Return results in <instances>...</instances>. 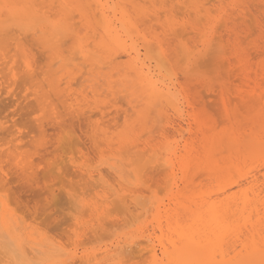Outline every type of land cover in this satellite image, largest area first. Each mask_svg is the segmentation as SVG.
Here are the masks:
<instances>
[{"label":"bare ground","instance_id":"bare-ground-1","mask_svg":"<svg viewBox=\"0 0 264 264\" xmlns=\"http://www.w3.org/2000/svg\"><path fill=\"white\" fill-rule=\"evenodd\" d=\"M38 1L39 0H1V3L4 4L5 10L3 13L0 12V43H1L0 50L2 49L1 51L4 52V53L2 52V55L4 54L3 55L4 58H5V56L8 58H10L9 56H11V58H12V55L10 54L11 53L10 51L12 50L11 48L12 47L14 48V44L19 45L21 43L20 42L21 39H19L20 40L19 41V40H17L18 38H16L17 37L16 34L18 33L16 31V28L13 32L12 28H11L12 30H8L9 28L4 27L5 20L7 22L8 21L10 22V20H14L17 22H27L28 21L30 26L33 27V22L40 21V19H42V18H40L39 14H37V15L35 14L36 12L33 9L34 6L38 5L37 3H39L40 5L43 4V5H41L42 9L43 8L47 9L46 3L49 4V7L47 9L48 11L52 7L56 9L58 7V5H56V3H59L61 6L60 9L62 8V10L64 12L62 20L60 19V21L56 22V23H50L49 21H48V23H46L47 22L46 20H48V18H47L45 20L46 22L44 21V23H43V19H42L41 20L42 22L40 21L41 23L36 24L34 26V27H37L36 29L34 27L32 28L34 30V32L40 31V33L43 34V36H46V38L52 37V39L50 41V42H52V44L49 43V39L47 40V43H49L48 48H50V46L52 45L51 46L52 48H50L48 50H47L48 44L45 43L46 40L45 39H41V40L39 39L41 42H43L42 46L44 45V43H45L44 46H46V47L43 46L44 50L42 49V47H41V49L43 51L47 50L50 52V54H47L48 56L51 55L49 57V59L53 58V60L51 59L53 62L64 60L65 57L59 51L62 49V52H63L64 46H63V48L61 47L65 43V42L63 43V41H65V39L70 40V41H67L66 44H68V42L71 43L73 41L77 45L75 48V54L78 53L79 55H81V57L84 59V60H82L83 63L85 62L84 64L86 66L90 65V67H92L93 77H91V78H90V76L88 77L90 80V82H88V83L91 84L90 85L91 91L94 92V94H95L94 96H97V97L100 96L101 97V94H102L104 97V95L107 94V93H105L106 90L103 91L106 85L108 86V88H105V89H109L110 93L113 96H116V94L118 95V92L121 93V91H118V89L116 90L115 86L120 85L119 87H122V92L127 91V92L131 93V96H128V97L133 98L131 101H133L134 103L136 101V102H138L137 104L142 103V106L147 108V109L142 110V111H137L138 105L134 106L133 107L134 112L137 113L139 117H138V119L133 121V116H130L129 115L130 113L128 114L129 110L124 113L123 112L124 110L123 111L121 110L122 108L121 109L117 108L116 110L114 109L115 112H113V111L109 112L108 104H106L104 101H101L100 99L95 98V100H92L90 102L88 101V103H86L85 102L86 99L85 100L84 99L79 100L78 97H75V95L72 92V90L74 91V89L71 86V84H73L74 80L71 78L70 73L69 74L67 73L68 71L66 73L69 76H66L65 75L66 73H64L63 75L60 74V76H59V70L56 71L55 68H53L54 70L51 68L53 71L52 70H46V72H48V71L49 72L44 73V74L42 72L44 77L46 76L43 79V81H42V79L40 80L42 75L40 77L39 72L38 73L36 72V71H38V68L36 70L35 69L36 67L33 68L32 65H30V64L26 65V67H25L26 69L24 68L25 69L24 73H23V70L19 71L21 73H18V74L23 73V75L18 76L17 71H16V73H12V75L14 74L13 75V77L15 78L14 81L22 83V86H24V85L25 86H31L33 89L32 96H34V99L32 98L31 95L30 96L28 95L30 98H32L34 100L31 103L32 111H29V117H31V119L29 120V118H26L25 120H27V119L29 120V124L27 126L29 128V133H35V134L37 133L38 137H40V139H41V141H40L37 139V137L35 138L36 140H38L37 143H38L40 153L35 152V150L37 149L36 143H34V145H35L34 151L32 152L31 151L32 149L30 151L34 155H36L37 153H39L38 155L41 154V158L40 157L39 158L41 159L42 162L40 164L34 166L32 161L29 162V159L30 158H32V159L36 158V156L34 157V155H33V157H32V155H31V157H29V155L31 153L28 151V157H29L28 158L27 156H25V155H27V152H25V153L21 152V151L29 150V147H28V149L26 148V150H23L25 148H23L21 150L20 144H19V147H18V145L17 146L15 145V143H17V142L21 143V142H23V140H24V143H25V141H28V140H26L27 138H25V136H28L29 133H28V135L27 134L23 135V133L18 132L19 133L18 134L15 131H13L12 128L7 127V126H0L1 137H3V139L7 136L10 137L11 143L14 145V147L12 146L13 149L16 147L19 148L21 150L20 151L21 153L19 152V154H18L15 152H11L14 150L10 151V149H9L10 153H8V149L6 152H3V153L4 154L8 153V154H6L5 158H8L9 162H11V160L14 162L17 160V162H18L17 166L19 168L18 167L17 168H18V170L20 169V171H21L19 178H20V181L23 183L22 187L24 188V189L22 188L20 190L26 191V193L31 198L38 199V202L41 203L40 206H43V204H44L43 207L39 208V210L43 212V215L40 213L42 217L44 216L43 219H45V216H46V218L49 220V218L52 217V215L49 212H51L54 209V207H57L59 205L61 206V202H64V198H68V201L73 200V198L75 196V194H74L75 192L73 190V187L70 188V187H67V185L76 187V185H80V184H77L76 183L77 181L76 182L74 181L76 185L66 184V182H68V179H66L67 180L66 181L65 178H67L66 176H68L71 172H74V174H79L82 178L87 180V183L89 186L91 185V186L97 187L99 185H104L106 183V182H104L105 177L103 174L104 172L102 171L103 169H101V170L95 169L94 170V169H91L92 167L91 168L86 167L87 165L85 166V164L84 165H77L78 164L77 163L78 158L76 156L78 154H81L80 152H81V150H83L81 147L82 146L84 147L85 144H89L92 147H94L95 150H99L100 152H102V153L98 152V154H103V151H101L100 148L104 147V145H105L104 141L105 140L102 141V142H104V145H101L102 143H100L101 142L100 137L104 136L105 138L108 139V137L106 136L107 131L100 128L99 127L100 124L97 125L98 123L97 124L94 123V121H93L94 116H96L97 114H100L101 115L100 118L103 117L105 119L106 117H109L112 119L111 120L112 122L121 121V122H119V124H120V123H122V120H119V119H121L120 112L122 111L123 114L126 115L125 117L128 118L127 119L128 129H133V128L135 129V125L137 126V124H141V127L144 128L146 125V123H145L146 119H148L149 117H154V116H150V115L157 108L158 105L166 104V105L172 106L174 108H179L181 105L179 102V99H178L179 94H183V92L185 93V91H188V89H191L190 86L192 85L193 82H203L206 78L205 74H208V75L216 74L220 77V79L224 80V87H227L230 84H234L235 82H239V85H240L239 88H241V89L246 88V90L251 89V91L239 92L237 97H236L237 100L239 99L240 103L242 105H244L245 108H248V109L253 108V109H257V110L259 109V111L262 112V117L260 115L257 116L261 120L259 122L258 121L253 122L252 128L249 131L247 130L248 132H246L242 128H236L237 133H234L236 135L233 134L231 137H228L229 143L227 144L228 146L225 148V150L221 149L223 147V144H221L223 139H221L217 135L216 136H210V137L205 135L203 138V142H201L202 146H203L202 147L203 152L201 150V152L198 155H195L193 152H191L190 154L185 153L184 155H181L179 157L178 156V148H176L171 153H167V155H169V156H175L176 162H174L172 157H171V159L169 158V159L164 160V157H162V155L164 153L161 155V151H160L163 148L157 150L156 146H154L152 144V142H154V141L144 142L142 145L140 143L141 140L138 139V136L135 138L133 135L123 136V137H121L122 142L120 144H121V146H124L123 149L126 150L122 154L123 155L122 161L125 164H131V162H134L135 160H137L138 162H143L145 155L149 151L154 152L155 159L153 157L151 160L144 162V163H142L141 166L137 167L136 172L138 173V177H137L138 183L135 185H130V184L126 183L125 180H123L121 178V176H118V172L116 171L117 165L111 164L109 168H106V169L104 168V169L106 170L105 172H108L107 169H109L111 172L110 173L108 172V173L109 174L112 173L111 174L112 176L115 174V176L112 177V182L117 180L118 183L121 184L122 187L127 186L126 192L128 193L127 195H129V196H131V195L135 194L136 192H138L139 190H141V187L142 186L145 187V185L147 183H150V185H152L151 183L154 182L153 185H155L157 183L156 180L158 178L160 180L163 179V178H160L162 176H165V178L171 177V178H169L170 180L175 179V181H177L176 180L177 171H179L181 174V177L179 178L180 182L182 184H184L185 188H187V189L189 187H191L192 185L196 184L197 180H199V178H201L203 176L208 177V179L210 181L217 182L218 188H219L217 195L219 197L220 196L224 197L223 203H226L225 207H227V208H226V210H223V214L221 216L214 215L212 221L214 222V224L216 226H218L219 223H221L222 221H225L227 224H231L234 226V234H235L234 244H235L236 248H235V256L231 260H226L225 257H223V255H222V260L220 262H211V264H264V171H263V169H259L256 173H253V172H248L245 174L243 173V170H244L243 166L247 165L248 161L250 162V164H254L255 162H259V161H264V63H262V62H256L255 63V58H254L255 56L252 55V53H250L251 50H248L247 48H245L243 46V44L238 42V43L231 45V43H229L228 39H231L232 36L234 34H236V30L232 27L229 28V26H225V23L224 24H219V23L215 24L214 23V20L212 19V16H211L212 9L210 11V9L207 8V4L211 0H175L178 2L179 8L182 9V10L179 9L177 11H179V12L182 11V13H183V10H185L184 13H187L189 16H191L189 18H192L193 22L190 21V22H186V23H179V22L175 21L173 19V16H177V14L174 13V8L176 6H174V5H173L174 7L170 6L172 0L169 1L170 4L166 2L168 0H163L164 3L166 2L165 3L166 8L171 9L170 13L172 12V9H173V14H175L173 16L169 15L170 17L172 16L171 17L172 19L169 18V16H168V20L171 19L170 21H168L170 23L169 24L170 29H168L167 26L165 27L168 29L167 32L172 36V38L169 35H166V37L167 36H168V38L170 37L169 40L170 39L174 40L172 42L174 44V48H173L174 49V55L173 54L170 55V53L168 54L167 50L169 48L166 49L163 45L166 41L164 43H162L159 38L151 36V31H153V30L148 32V30H150L152 28L154 29V26L157 25V22L160 20V18H159V13H156V9L153 6L150 8V5L147 6L145 4L146 0L145 1L143 0L144 4L147 6L146 11L143 9V7H140L141 4H139V3H143V2H139L140 0L139 1L138 0H113V1L112 0H63V1L42 0L41 3ZM148 1H151V0H148ZM163 1L161 0V2H158L159 8H160V4L163 3ZM154 3H156V1H154ZM44 4L46 7L44 6ZM53 5H56V6L54 7ZM158 5H156V6H158ZM224 5H225V3H224ZM37 8H39V7L37 6ZM130 8L132 9V11H130ZM152 8L155 9L154 10L155 12L151 10ZM55 9H54V11H55ZM148 9H149V11H148ZM41 10H40V12H41ZM47 10L45 11V15L50 12L51 18L53 20H56L55 17L53 18V15H56V14L52 13L53 10L51 9L52 12L51 11L48 12ZM56 10H59V9H56ZM163 10H162V8H161V10H159L160 16H161V13L163 14L164 12H166V9L164 10V12H161ZM75 12H78L77 14L80 16L81 21L79 20L78 16H77V18L74 17ZM168 12H166L167 15H168ZM225 12H226V10H225ZM247 12H249V11H247ZM58 13H60V12H58ZM178 14L180 15V13H178ZM212 14H215V13L212 12ZM42 15H44V13L41 14V16ZM5 16L7 17V19L3 20V17H5ZM50 16L46 15V17H50ZM58 16H59V14H58ZM161 17H163V16H161ZM179 17L181 18V16H179ZM74 18L76 20L78 19L80 22L83 21L82 25H84L85 29L88 31L84 37H82L84 27H83V30H81L82 27L79 26L78 28L82 31V33L79 32L78 31L79 29L77 30V28H76L77 26L75 25V23H73ZM164 18H165V16H164ZM181 19L183 20V18H181ZM57 20H59V18H57ZM76 20H75V22H77ZM9 22H8V24H9ZM17 22H14V24ZM80 22H78V23H80ZM140 22H142L143 24H140ZM221 22H222V20H221ZM14 24H12V25H14ZM77 25H79V24H77ZM165 25H166V23H165ZM15 26H16V24H15ZM30 26H27V27H30ZM142 27H143V29H141ZM157 27H159V26L157 25ZM15 32H17V33L14 34ZM28 32H31V31H28ZM28 32H26V33H28ZM81 34H82V36H81ZM162 34H163V32H162ZM38 35H37V37L39 38L40 34H38ZM33 36H34V33H33ZM43 36L41 35L42 38H43ZM12 37H13V39H12ZM162 37H164V36H162ZM247 37H249V35ZM38 38H34L35 41ZM226 39H227V41H226ZM245 39H246V37L244 38L243 42L241 39V42L244 44L246 41ZM39 40H37V42ZM139 40H141L143 43V46L146 50L145 52H147V57L152 56V59L155 60L154 62H156V65H152V62H150V64H147L145 59L142 58L141 51L139 50L140 48H138L139 43L137 44V41H139ZM61 41H62V45L60 46L59 43ZM227 43H229L231 45L232 50L230 49L231 47L229 45H226ZM75 44H73V45H75ZM173 44H171V45L173 46ZM58 45H59V47H58ZM227 46H228V48L230 47L229 49L231 50V52H229V53H228V51H226ZM60 47H61V49L58 50V48H60ZM66 47H68V46L66 45ZM70 47H72V46H70ZM251 49H252V47H251ZM14 50H16V48ZM156 50L159 51L158 55L154 54V52ZM17 51L18 50H16L15 52H17ZM13 52L14 51H12V54H13ZM145 52H143V53H145ZM23 54H24V52H23ZM72 54L75 55L74 53H72ZM2 55H0V60L2 59L1 58ZM15 56L17 58V55H15ZM15 56H13V58ZM66 56H67V54H66ZM23 57H25V56H23ZM147 59H149V57ZM22 60H23V58H22ZM11 61H12V59H11ZM25 61L26 60H23V62H25ZM7 62H9V64L11 63L10 61H7ZM53 62H52V64H54ZM15 63H16V61H15ZM18 64L20 65V63H18ZM18 64H16V65H18ZM52 64H50V65L52 66ZM0 65L2 66V68H0L2 72H3V70H4V72H5V70L6 71L9 70L8 74H10V72L14 71L12 67L8 68V63H5V61H2V63ZM166 65L175 66V69L177 67V70H175V69L174 70L177 72H178V70H180L178 72V75H180V72L182 71V75H184V79H182V78L181 79L185 80L184 83H181L179 81V78L181 77V75L178 78L176 76V73L174 74L173 72L172 73L168 72L166 69ZM51 66H49V68ZM64 66L65 65L61 66L62 67L61 70H63V71L65 68ZM107 66H108V68L111 67V69H112L111 73H110V68L107 71V72H109L107 75L108 78L105 77L103 74L106 72V71L104 72V70H105L104 68H106ZM43 71L45 72V70H43ZM63 71H61V72H63ZM203 71L205 72L204 76H197L198 73H203ZM5 74H3V75L5 76ZM6 78L10 79V75H9V77H6ZM1 79H3V78H1ZM103 79L104 80L106 79L108 84L102 83L104 81ZM4 81L5 80H3L2 82H4ZM4 84L7 85L6 88H8V86L10 87L11 82L9 83V85L6 82ZM1 85H0V88H1ZM11 85L16 86L13 84V81H12ZM45 85H47V87L49 89L48 91L45 90L46 89ZM87 86H88V84H87ZM103 86H104V88L102 90L101 88ZM195 86H196V84H195ZM33 87H35V88H33ZM196 87H198V85ZM208 87H210L212 90H214L212 85H210ZM2 88H5V87H2ZM6 88H5V90H6ZM88 88L87 89L85 88L86 91L88 90ZM179 88H182V90L180 91ZM22 89L19 88V91ZM192 89H193V87H192ZM14 90H15V88H14ZM14 90L11 89L8 92L10 93L11 91H14ZM76 90H75V92H76ZM100 90L102 92H104V94L103 93L100 94ZM19 91H18V93L20 94ZM86 91L84 90L83 92H86ZM115 91L116 92L118 91V92L116 93ZM190 92H191V90H190ZM214 92L215 91H212V93H214ZM77 93H78V91L76 92V94ZM89 93L91 94L90 96L92 98L93 95H92V92H90V90H89ZM27 94H28V91H27ZM128 94H126V95H128ZM195 94H193L194 95L193 97H195ZM80 95H82V94H80ZM188 95H190V94H188ZM10 96L11 95L9 94V97ZM86 96H88V95H86ZM94 96H93V98H94ZM199 96L201 97V95H199ZM208 96L212 97L211 94ZM25 97L27 98L26 95H25ZM110 97L111 96H108V95L106 96V98H110ZM215 97H216V95H215ZM217 97H218V95H217ZM217 97H216V99H217ZM229 97L231 98V96H229ZM91 98L89 97V99H91ZM125 98L127 100V97H125ZM184 98L187 99L188 97H184ZM236 98H233L232 101H234V99H236ZM27 99H29V98H27ZM27 99H23V100L26 101ZM114 99L116 100L118 98H114ZM19 100H22V98ZM55 100L59 104V106L57 105V107H56V104L54 103ZM12 101L14 102V100H12ZM12 101L10 103L13 104ZM193 101H192V104L194 103V105H195L196 101L195 102H193ZM239 101H236V102L238 103ZM0 102H2V101H0ZM16 102H18V101H15V103ZM111 102H113V100ZM21 103H22V101H21ZM23 103H24V101H23ZM82 103H84L85 105H83ZM127 103L128 102H126V105H127ZM28 104H30V103H28ZM4 105L6 106L5 102L2 105L5 108ZM217 105L218 104H216V106ZM8 106H10V104ZM8 106H7V108H8ZM11 106H13V105H11ZM24 106H25V104H24ZM114 106H116V105H114ZM128 106H129V104H128ZM128 106H126V107H128ZM206 106L208 107V105H206ZM231 106H232V104H231ZM10 107H9V109H10ZM60 107H62L63 109H61ZM110 107H112V106H110ZM138 107H140V106H138ZM212 107H208V108H212ZM240 108L242 110L241 106H240ZM26 109H27V107H26ZM214 109H213V111H214ZM10 110L12 111V109H10ZM61 110H63V112ZM219 110H221V112L224 111V110L222 111L221 108ZM253 111H255V110H253ZM14 112L13 113L11 112V113L14 115L15 114ZM36 112H39L41 114L38 117H36L37 116ZM129 112L134 114V112L131 110ZM154 112L156 113V110ZM214 113H217V114H215L217 116L219 112L216 110V112H214ZM12 114H10V115L12 116ZM24 114L27 115L25 112H24ZM33 115H36V116L32 117ZM218 116H220V115H218ZM218 116H217V118H218ZM221 116H223V115L221 114ZM4 117L6 118V115ZM7 118H8V116H7ZM22 118H24V116H22ZM109 118L105 119L106 120L105 122L102 120L103 124L110 126V124L112 122L111 123L109 122L110 121ZM155 119H156V117H155ZM162 120H164V118ZM162 120H161V122H162ZM218 121H219V119H218ZM223 121L224 120H222V122H219V124H221V123L223 124L224 123ZM225 121H227V120H225ZM130 122H132V123H130ZM159 122L160 121L157 118V123H159ZM102 126H104V125H102ZM111 126H113V125H111ZM120 126L121 125H119V127ZM147 126L145 128H147ZM113 127H111V128L113 129ZM115 127H118V126L116 125ZM160 128H162V127L160 126ZM109 129H110V127H109ZM155 130H156V128H155ZM157 130H158V128H157ZM181 130H182V128L178 131H181ZM159 131H160V129H159ZM213 132H212V134H213ZM100 133H102V135ZM153 133H155V131L152 132V134ZM145 135H142V136H145ZM31 137H30V139H31ZM143 139H144V137H143ZM5 141H7V140H5ZM5 141H4V143H5ZM111 141H113V140H111ZM111 141H110V143H111ZM11 143L8 142L7 145L11 144ZM112 143L114 145V142H112ZM2 144L3 143L1 140V145ZM89 145H87L88 148L90 147ZM115 145L117 146V143ZM115 145H114V147H115ZM141 145L143 146L142 149H140ZM28 146H30V144ZM22 147H25V146H22ZM30 147H32V146H30ZM111 147H113V146L111 145ZM8 148H10V147H8ZM105 148L106 147H104V149ZM123 149H122V151H123ZM89 150H91V148H89ZM112 150H115V148L114 149L110 148V151L108 150L109 153ZM222 151L224 153H230L231 154L230 156H228V159H224V158L218 159V155L223 154ZM106 152H107V150L105 151V154H106ZM86 153L88 154L89 152H86ZM109 153H107V155ZM115 153H118V152L115 151ZM201 153H202V155H201ZM22 154H24L23 155L24 160H23V158H21L22 160L20 159V156H22ZM91 154L92 153L87 155V157L90 156ZM192 155H195V156L192 157ZM104 156L106 158V155H104ZM124 156H125V158H124ZM87 157H86V159H88ZM92 157H94L93 154L90 156V158H92ZM81 158H82V156H81ZM96 158H97V156H96ZM98 158H100V157H98ZM3 159H4V155L1 152V154H0L1 186L0 187L3 190L4 189L6 190V188H4L5 186H3L4 185L3 182L7 181V177L9 176V173H8L9 171L7 172V170H5V167L3 165V163H4ZM18 159H20V160H18ZM33 160H35V159H33ZM9 162H7V164H9ZM26 162H27V164H25ZM88 163L90 164V161H88ZM7 164H5V166H6V168L8 167V169H9L11 166H7ZM15 164H14V166H16ZM28 164H30V165L28 166ZM9 165H11V164H9ZM262 166H264V165H262ZM73 168H75L76 170L73 171L72 170ZM11 169H14V168H11ZM15 170H16V168H15ZM15 170H14V172L18 171V170H16V171ZM11 173H12V170H11ZM71 174H73V173H71ZM71 174H70V177H71ZM10 175L12 176V174H10ZM13 175H15V173ZM149 175L152 176L151 177L152 179L157 177L156 180L154 179V181L150 182V180H152L150 178V180L148 181ZM17 176H18V174H17ZM76 176H78V175H76ZM72 177H75V175ZM107 177H109V175H107ZM117 177H119V178H117ZM114 178H115V180H113ZM15 179L16 178L14 176V180ZM77 179H78V177H77ZM77 179H74V180H77ZM109 179L111 181V177L108 178V180ZM169 179H168V182H169ZM10 180L7 182L11 183L12 181H10ZM72 180H73V178H72ZM85 180H83V182H86ZM160 180H158V182ZM20 181H18V182H20ZM163 181L164 180H161V183L160 182L159 183L162 184ZM7 182H6V184H7ZM63 182H65L64 185H66V186L62 185ZM69 182L72 183L73 181L72 182L69 181ZM99 182H101V183H99ZM82 183H81V186H82ZM13 184L15 187L13 186ZM13 184H12V186H13L12 188H14V190L15 189L17 190L18 188H16V185H15V184H17V182L13 183ZM175 184H176V182H175ZM18 185H21V184H18ZM165 185H164V188H165ZM83 186L85 187V185H83ZM116 186L118 187V185H116ZM6 187H8V186L6 185ZM146 187H147V185H146ZM149 187H147L148 190H150L152 188V187L151 188H149ZM156 187L161 188L162 186L158 187L156 185ZM1 188H0V190L2 191ZM153 188H154V186H153ZM76 189H77V187L75 188V190ZM232 189H235L236 191L234 193H230V190H232ZM78 190L80 191V189H78ZM83 190H86V188L85 189L83 188ZM144 190H146V189L143 188V191L141 190L140 192H144ZM7 191H9L8 188H7ZM10 191H12V190L10 189ZM4 192H6V191H3L2 194ZM12 192L11 193L6 192V193L11 195ZM148 192H146V193H148ZM151 192H152V190H151ZM26 193L23 192L24 195H26ZM16 194H17V192H16ZM13 196H10V197H13ZM16 196H14V197H16ZM115 196L121 197V196H124V194L123 195H115ZM140 196L141 195H139V197ZM24 198H26V197H24ZM24 198H20L18 201H20ZM31 198H29V199H31ZM8 199H9V197H8ZM8 199H7V201H9ZM122 199L125 200L126 198L123 197ZM122 199H120V200H122ZM10 200L13 201V199H10ZM11 201L9 203H11ZM65 201H66V199H65ZM15 202H17V201H15ZM35 202H37V201H35ZM1 204L5 205L3 200H1ZM69 204L70 203H68V205ZM12 206H13V204H12ZM26 206H28V204H26ZM62 206H64V203L62 204ZM19 207L23 208L22 205H20ZM19 207H18V209H19ZM29 207L30 206H28V208ZM16 208H15V210H16ZM28 208H27V210H28ZM30 208H29V211H30ZM20 211H22V210H20ZM20 211H18V212H20ZM59 212L60 211H58V213ZM21 214H23V213L21 212ZM26 214H27V212H26ZM60 214L62 215V213H59V215ZM53 215H54V213H53ZM63 215H64V213H63ZM24 216H22V217H24ZM41 216H39V219H41L40 218ZM64 216L66 217V215H64ZM26 217H27V215H26ZM37 219H38V216H37ZM54 219L56 220V218H54ZM42 221H45L47 223L46 220H41V222ZM56 221H55V223L58 222V221L57 222ZM41 222H40V224H41ZM47 224H49V223H47ZM59 225H61V224H59ZM62 225L64 226V224H62ZM62 225H61V227H62ZM41 227H43V226H41ZM46 227L48 228V225L44 226V228H46ZM61 227H58V228H60V230H62ZM52 230H54V229H52ZM60 230H58V231H60ZM62 232H63V230H62ZM61 234H63V233H61ZM61 234H59V237H58L60 239L63 236ZM53 237H54V234H53ZM1 239H3V240H5V239H11V240L23 239V233L20 230V227L17 224L11 222V217L9 216V214L7 213V210L5 208H3L2 215L0 214V255H1ZM201 249H204V247H201ZM152 253L154 254V252H152ZM156 257H157V255L155 254L154 258H156ZM217 258H218V256H217Z\"/></svg>","mask_w":264,"mask_h":264},{"label":"rangeland","instance_id":"rangeland-1","mask_svg":"<svg viewBox=\"0 0 264 264\" xmlns=\"http://www.w3.org/2000/svg\"><path fill=\"white\" fill-rule=\"evenodd\" d=\"M57 1H63V0H57ZM154 1H156L157 4L154 3ZM157 1L158 0H151V1L146 0L145 1V4L147 6L150 5V8L153 6L156 9V13H159V18H160V20L157 22V25L159 27H157V25H155L154 29L152 28V29L148 30V32L153 30V31H151V36L159 38L162 43H164L166 41L165 42L166 44L165 43L163 44L164 47L166 49L169 48L167 50L168 54L170 53V55L171 54L174 55V49H173L174 44L172 43L174 40H171V39L169 40L170 37L169 38H168V36L166 37V35L171 36L167 32L168 29H170V27H169L170 23L168 21H170L172 19L171 17L175 14H177V16H173V19L179 23H186V22H190V21L193 22V21H192V18H189L191 16H189L187 13H184L185 10H183V13H182V11H180V12L177 11L179 9L182 10L181 8H179V4L177 1H175V0L174 1L172 0L173 2L171 0L166 1L169 4H170L169 1H171L172 5L170 4V6H173V5L176 6L174 8L175 14H173V9H172V12L170 13L171 9L166 8V6H165L166 2L164 3L163 0L162 1L164 4L161 3L160 8H159L158 2H161V0H159L158 2ZM38 2L41 3L42 0H39ZM139 2H143V0L142 1L140 0ZM224 3H225V5H224ZM37 4H38L37 6L39 8H37V6H34L33 9L36 12L35 14L36 15L39 14L40 18L43 19V23L47 18H48V20H46L47 22L45 21L46 23H48V21L50 23H56V22H59L60 19L61 20L63 19L64 12H63L62 8L60 9L61 6L59 3H56V5H58V7L56 9H59V10H56L53 7L50 8V10H49L51 12L53 10L52 13L56 14V15H53V18L55 17L56 20H57V18H59V20H57V21L53 20L51 18V16H50L51 13L47 10L49 7V4L46 3L47 9H45V8L42 9L41 5H43V4H41V5L39 3H37ZM139 4H141L140 7H143V9L145 11L147 10V8H146L147 6L144 4V2L139 3ZM208 4H207V8L210 9V11L212 9V12L215 13V14H212V12H211V16H212V19L214 20L215 24H218V23L224 24L225 23V26H229V28L232 27L236 30V34H234L231 39L227 38L229 43H231V45L238 43V42L243 44V46L245 48H247L248 50H251L250 53H252V55L255 56L254 57L255 63L256 62L264 63V55H263L264 54V0H213V1L211 0L210 2H208ZM56 5H53V6L55 7ZM156 5H158V6H156ZM44 6H45V4H44ZM154 8H152L151 10L154 11L155 10ZM161 8H162V10L165 8L166 12L169 11L168 15L166 14V12H164V10H165L164 9L163 11H161V12H164L163 14L161 13V16H163V17H161L160 11H159V10H161ZM54 9L56 12L57 11L60 12V13L57 12L59 14V16L54 11ZM0 10H1L0 12H2V13L5 10L4 4L1 3V0H0ZM40 10H41V12H40ZM46 10L49 12V13L46 12L47 13L46 15L50 16V17H46V15H45ZM225 10H226V12H225ZM246 10L249 12H247ZM130 11H132L131 8H130ZM148 11H149V9H148ZM43 13H44V15L41 16V14H43ZM77 13L78 12L74 13V15H75L74 17L77 18V16H78L79 20L81 21L80 16ZM178 13H180V15ZM169 15H172V16L170 17ZM164 16H165V18H164ZM168 16L171 19L168 20ZM179 16H181V18H183V20ZM75 18L73 20V23H75V25L77 26L76 27L77 30L79 29L78 28L79 26L82 27L81 30H83V27H84L85 31L83 30V36L81 34V36L84 37L88 31L85 29V26L82 25L83 21L80 22L78 19L76 20ZM5 19H7L6 16L3 17V20H5ZM42 19H40V21ZM75 20L77 22H75ZM221 20L223 23L221 22ZM40 21L33 22V27L36 24H39L42 22V21L41 22ZM8 22L5 20L4 27L9 28L8 30L13 29V32L16 28V31L18 33L15 32L14 34L17 33L16 38H18L17 40L21 39V41L19 40L21 43L19 45L14 44V48L13 47L11 48L12 49L10 51L11 53L10 52L9 53L12 55V58H11V56H9L10 58L5 56V58H6L5 59L3 56L4 54L2 55V52H3V51H1L2 49L0 50V55H2L1 56L2 59L0 60V64L2 63V61H5V63H8V68L12 67L14 70L13 72H10V74H8L9 70H7V71L5 70V72L3 70V72H4L3 73L0 69V85L2 84L1 88H0V101H2V102H0L1 103L0 104L1 105L0 106V108H1L0 109L1 110L0 111V117H1L0 118V124H1L0 126L10 127L16 133L21 132V133H23V135H26V134L28 135V133H29V128L27 126L29 124V120L31 119V117H29V111H32L31 103L34 101L33 100L34 96H32L33 89L31 86H25V85L22 86V83L14 81L15 80V78L13 77L14 74L12 75V73H16V71H17V74L21 73V72H19L21 70H23V73H24V70L26 69L25 67L27 64L32 65L33 68L36 67L35 68L36 70L38 68V71H36V70L35 71L37 73L39 72L40 77L42 75V77L40 78V80L42 79V81L46 77V76L44 77L43 74L49 72V71L46 72V70H52L53 68H55L56 71L59 70V76H60V74L63 75L64 73H66L68 71L67 73L68 74L70 73L71 78L74 80L73 84H71V86L74 89V91L72 90V92L75 95V97H78L79 100H81V99L85 100L86 99V101H85L86 103H88V101L90 102L92 100H95V98L100 99L101 101H104L106 104H108L109 112H112V111L115 112V110L117 108H119V109L122 108L121 110L122 111L124 110L123 111L124 113L127 112L128 110L129 111L131 110L134 112L133 107L137 106V105L140 106V107L137 106V111H142V110L147 109V108L142 106V103L137 104L138 102L135 101V103H134L133 101H131L133 98L128 97V96H131V93L127 92V91L122 92V87H119L120 85L115 86L116 90L118 89V91H121V93H119L117 91L118 95L116 94V96H113L110 93L109 89H105V88H108V86L106 84H105L106 85L105 88L103 86L101 89L103 90V88H104L103 91L106 90L105 93H107V94H105L103 97V95L101 93L104 94V92H102L100 90L101 97L100 96H98V97L94 96L95 95L94 92L91 91V86H90L91 84L88 83V82H90L88 77L89 76H90V78L93 77L92 67H90V65L86 66L84 64L85 62L83 63V61H82L84 59L81 57V55H79L78 53L75 54V48L77 45L73 41L71 43L68 42V44L70 43L71 45L70 44L69 45L72 47H70L68 44H66L67 41H70V40L65 39V41H63V43L65 42L63 45H62V41L59 43L60 46L62 45L61 46L62 48L64 46L63 52H62L61 47L58 48V50L61 49L59 51L65 58H64V60L53 62L52 61L53 58H51L52 60L49 59V57L51 55H49V56L47 55V54H50V52L47 50L52 48L51 47L52 42H50L52 37L46 38V36H43V34H41L40 31L34 32V30L32 29L33 27L30 26L28 21L27 22H17L14 20H10L9 24H8ZM14 22H17V23H15L16 26H15ZM78 22H80V23H78ZM165 23H166V25H165ZM12 24H14V25H12ZM77 24H79V25H77ZM140 24H143V23L140 22ZM27 26H30L31 28L27 27ZM166 26L168 27V29L165 28ZM34 28L36 29L37 27H34ZM156 28L157 29L159 28V29L157 30ZM141 29H143V27ZM81 30L79 29L78 31L82 33ZM28 31H31V32H28ZM26 32H28V33H26ZM162 32H163V34H162ZM33 33H34V36H33ZM38 34H40V37L42 35L43 38L42 37L38 38L37 37ZM248 35H249V37H247ZM162 36H164V37H162ZM13 37H12V39H13ZM33 37L38 38V39H36V41H35V39ZM245 37H246V39H245L246 41L244 44L242 42L244 41ZM171 38H172V36H171ZM39 39L40 40L41 39L46 40L45 43L48 44L47 50L43 51L44 50L43 48L46 46H44L45 45V43H44V45H43L44 47H43L42 46L43 42H41ZM48 39H49V43H51L50 48H48L49 47V43H47ZM227 39H226V41H227ZM241 39H242V42H241ZM37 40H39V41L37 42ZM229 43H227L226 45H229L231 47V45ZM65 44L68 47H66ZM73 44H75V45H73ZM137 44H138V48H140L139 50L141 51L142 58L145 59L147 64H150V62H152V65H156V62H154L155 60L152 59V56H148L149 59H147L148 58L147 52H145L146 50L143 46L142 41L141 40L137 41ZM171 44H173V46ZM0 45H1V43H0ZM59 45H58V47H59ZM41 47L43 50L41 49ZM251 47H252V49H251ZM15 48H16V50H18L17 52H15L16 51V50H14ZM65 48L66 49L68 48V49L66 50ZM229 48H228V46L226 47V51H228V53L231 52V50H232V47L230 48L231 50ZM12 51H14L13 54H12ZM23 52H24V54H23ZM143 52H145L146 54ZM155 52H154V54L158 55L159 51L156 50ZM72 53H74L75 55H73ZM66 54H67V56H66ZM15 55H17V58ZM13 56H15V57L13 58ZM23 56H25V57H23ZM22 58H23V60H26V61L23 62ZM11 59H12V61H11ZM7 61H10L11 63L9 64V62H7ZM15 61H16V63H15ZM52 62L54 64H52ZM18 63H20V65ZM49 63L52 64L53 67ZM16 64H18V65H16ZM63 65H65L64 71L61 70V68H62L61 66H63ZM49 66H51V67L49 68ZM0 68H2L1 65H0ZM109 68H110V73H111L112 69H111V67H109ZM109 68H108V66L106 68H104L105 69L104 72L105 71L106 72L103 74L107 78H108L107 75L109 73L107 71ZM42 69L45 70V72ZM166 69L170 73H172V72L174 74L176 73V76L178 78L181 75V77L179 78V81L181 83H184L185 80H182V79H184V75H182V71L180 72V75H178V72L180 70H178V72L175 71V70H177V67L175 69V66L166 65ZM61 71H63V72H61ZM42 72H43V74H42ZM23 73L18 74V76L23 75ZM67 73L65 75L69 76V75H67ZM3 74H5V76ZM204 74H205V72L203 71V73H198L197 76H204ZM9 75H10V79L6 78V77H9ZM205 77L206 78L203 82H193L192 85L190 86L191 89H188L189 92L185 91V93L183 92V94L178 95L179 96L178 99H179V102L181 104L179 108H174V107L168 106L166 104L158 105L159 107L157 106V108L155 109L156 113L154 112L155 111L154 110L152 112V114L153 113L154 114L150 115V116H154V117H149L145 121V123H146L145 127L148 125L147 128H145V127L142 128L141 124H137V126L135 125V129L134 128L128 129V127H127V119L128 118L125 117L126 115L123 114L122 111H121L122 113L120 112L121 119H119V120H122V123H120V124H119V122H121V121L112 122L111 118H109V117L105 118V119L109 118L110 121L109 120L108 121L110 123L112 122L111 124L109 123L110 126L103 124L102 120L104 122L106 120L103 117L100 118V116H101L100 114H97L96 116H94L93 117L94 123L95 124L98 123L97 125H99V124L104 125V126L101 125L102 127L99 125V127L102 128L103 130L107 131L106 136L108 137V139L105 138L104 136L100 137V141H101L100 143H102L101 145H104V142H105L106 146L104 145V147H106V148L104 149V147H101L100 150L103 151V154H98V152L99 153H102V152H100L99 150H95V148L89 144H85L84 147L83 146L81 147L83 149L80 152L81 154H78L79 156L78 155L76 156L78 158L77 159V163H78L77 165H84L85 164V166L87 165L86 167H88V168L92 167L91 169H94V170L95 169L96 170L103 169L102 171L104 172L103 174L105 177L104 182H106V183L104 185H99L97 187L91 186V185L89 186L87 183V180L82 178L79 174H74V172H71V173H73V174L70 173L71 177L69 174L68 176H66L67 178H65V180L68 179V182H66V184L76 185L75 182L77 181L76 183L80 184V185H76V187H77L76 190L79 193L75 190L76 187L67 185V187H70V188L73 187V190L75 192L74 193L75 196H74L73 200H69L70 201L69 202L68 198H64V202H61V206L59 205L60 207L59 206L54 207V209L51 212H49L52 215V217L49 218V220L46 218V216H45V219H43L44 216L43 217L41 216V214L43 215V212L39 210V208L43 207L44 204L42 203L43 206H40L41 203L38 202V199H33L26 193V191L20 190L23 188L22 187L23 183L20 181V178H19L21 171H20V169L18 170L19 167L17 166V163H18L17 160L15 162L12 160H11V162H9L8 158H5L6 154L10 153L11 150H14L11 152H15V153L19 154V152L23 148H25L23 150H26V148L28 149V147H29V150L21 151V152H24V153L27 152V155H25V156L28 157V151H29L31 153V154L29 153L30 154L29 157H31V155L33 157L34 154L32 152L35 149L34 143H36V146H37L36 147L37 149L35 150V152H39V147H38L37 141L38 140L41 141L40 137H38L37 133L36 134L35 133H29L28 136H25V138H27L26 140H28V141H25V143H24V140H23V142H21V143H19V142L15 143V145L16 146L18 145V147L20 144V147H21L20 148L21 150H20L16 146H15L16 148L13 149L14 145L11 143L10 137L7 136L3 139V137H1V135H0V139L2 138L1 140L3 143L1 145V140H0V145H1L0 146V154L2 152V154L4 155L3 165L5 167V170H7V172L9 171L8 172L9 176L7 177V181H9L10 179H11L10 181H12L11 183L6 181L7 184L5 181L3 182L4 183L3 186H5L4 188H6V190L5 189L3 190L0 187L2 189V191L0 190L1 191L0 192V214L2 215L3 208H5L7 210V213L11 217V222L17 224L23 233V239H16V240H11V239L3 240V239H1V255H0L1 260H0V264H211V262H220L222 260V255H223V257H225L226 260H231L235 256V248H236L235 244H234V239H235L234 226L231 224H227L225 221H222L221 223H219L218 226H216L214 224V222L212 221L214 215L221 216L223 214V210H226V208H227V207H225L226 203H223L224 197H222V196L219 197L217 195V192L219 189L217 182L210 181L208 179V177L203 176V177L199 178V180H197L196 184L192 185L191 187H189L187 189V188H185L184 184H182L180 182L179 178L181 177V174L179 171H177V176H176L177 181H175V179L170 180L169 178H171V177L165 178V176H162L160 178H163V179H161V180H164L163 183L166 181L164 184L162 183L163 184L162 185V184H160L161 180L159 178L156 180L157 177H155V178L153 177L157 181V183L155 182L156 183L155 185H153L154 182L151 183L152 185H150V183L146 184L147 187L150 186L149 188H151V187L153 188V186H154L153 189L151 188L150 190H148L146 185H145V187H143V186L141 187L142 191H143V188L147 190V191L144 190L145 193L140 192L141 190H139L135 194L129 196V195H127L128 193L126 192L127 186L122 187L121 184H119L117 180L112 182V177H114L115 174L113 176L111 175L112 173L109 174L111 172L109 169H107V171L109 173L105 172L106 168H109L111 164H115V165H117L116 171L118 172V176H121V178L123 180H125L126 183H128L130 185H135L138 183V181H137L138 173L136 172L137 167L141 166L142 163L147 162L154 157V152L149 151L145 155L143 162H138L137 160H135L134 162H131V164H125L122 161V157H123L122 154L126 150H124L123 149L124 146H121V144H120L122 142L121 137H123V136L133 135L134 138L138 136V139L141 140L140 143L142 145L144 142L154 141V142H152V144L154 146H156L157 150H159L161 148L164 149V150L163 149L160 150L161 155L164 153L162 155V157H164V160L169 159V158L171 159V157H172L174 162H176V157L175 156H169V155H167V153H171L176 148H178V156L179 157L181 155H184L185 153L190 154L191 152H193L195 155H198L202 150L203 146H202L201 142H203V138L205 135H207L208 137L216 136V135L219 136L221 139H223V141L221 140L222 141L221 144H223V147L221 149L225 150V148L228 146L227 144L229 143L228 137H231L234 133H237L236 128H242L243 130L248 132L252 128L253 122H257V121L259 122L261 120L259 117H257L258 115H260L262 117V112H260L259 109L257 110V109H253V108L252 109L245 108L244 105H242L240 103L239 99L237 100V98H236L239 92L251 91V89L246 90V88H244V89L239 88L240 87L239 82H235L234 84H230L229 86L224 87V80L220 79V77L216 74H212V75L205 74ZM1 78H3V79H1ZM106 79L105 80L103 79L104 81L102 83H107ZM3 80H5V81L2 82ZM12 81H13V84L16 85L17 87L11 85ZM5 82L8 83V85L11 82L10 87L8 86L9 89L6 88L7 85L4 84ZM87 84H88V86H87ZM195 84H196V86L198 85V87H196ZM210 85H212L214 90H212L210 87H208ZM2 87H5L7 91L5 90V88H2ZM45 87H46L45 90L48 91L49 89H48L47 85H45ZM192 87H193V89H192ZM14 88H15V90H14ZM19 88H21V89L23 88L22 89L23 91L22 90L19 91ZM33 88H35V87H33ZM85 88L86 89L88 88V90L86 91ZM11 89L14 90L15 92L11 91L12 93L11 92L9 93L8 91ZM75 90H76V92L78 91L77 94H76ZM84 90L86 92H83ZM89 90H90V92H92V95L94 96V98H93V96L91 98V96H90L91 94L89 93ZM179 90L181 91L182 88H179ZM190 90H191V92H190ZM18 91L20 92V94L18 93ZM27 91H28V94H27ZM212 91H215V92L212 93ZM192 93L193 94L196 93L195 97H193L194 95ZM9 94L11 95L10 97H9ZM80 94H82V95H80ZM126 94H128V95H126ZM188 94H190V95H188ZM210 94L212 97L208 96ZM25 95L29 99H27L25 97ZM28 95L29 96L31 95L33 99L30 98ZM86 95H88L91 99H89V97ZM107 95L111 96V97L106 98ZM123 95L125 97H127V100ZM199 95H201V97ZM215 95H216V97L218 95L219 98L217 97V99H216ZM229 96H231L232 99ZM184 97H188V98L185 99ZM21 98H22V100H19ZM114 98H118V99L115 100ZM233 98H236V99H234V101H232ZM23 99H27V100L25 101ZM111 99L113 100V102H111L112 101ZM10 100L11 101L14 100V102L12 101L13 104L10 103L11 102ZM235 100L239 101V102L237 103ZM15 101H18V102L15 103ZM21 101H22V103L24 101V103L22 104ZM192 101L193 102L198 101V102L197 103L195 102V105H194V103L192 104ZM4 102L6 104V106L4 105L5 108L2 106L4 104ZM126 102H128L127 105H126ZM28 103H30V104H28ZM54 103L56 104V107H57V105L59 106V104H58V102H56V100ZM84 103H82V104L85 105ZM230 103L232 104V106ZM9 104H10V106L11 105H13V106L10 107V106H8ZM24 104H25V106H24ZM128 104H129V106H128ZM216 104H218V105L216 106ZM114 105H116V106H114ZM206 105H208V107H212V106L213 107L208 108ZM7 106H8V108H7ZM110 106H112V107H110ZM126 106H128L129 108ZM240 106L242 107V110H241ZM9 107H10V109H12V111L9 109ZM26 107H27V109H26ZM60 108L63 109L62 107H60ZM218 108L219 109L221 108L222 111L223 110L224 111L221 112V110H219ZM213 109H214V111H213ZM216 110L220 113V114L218 113V115H220V116L217 115L218 118L215 115L217 113H214V112H216ZM253 110H255V111H253ZM23 111L27 115H25ZM61 111L63 112V110H61ZM129 111H128V114L130 113L129 115L133 116V121L138 119L139 116L137 113L134 112V114H133ZM11 112L12 113L14 112L15 114L13 115ZM10 114H12V116ZM40 114L41 113L36 112L37 116L33 115L32 117H34V116L38 117ZM221 114L223 116H221ZM5 115H6V118L4 117ZM7 116H8V118H7ZM22 116H24V118H22ZM155 117H156V119H155ZM26 118H29V120L28 119L25 120ZM157 118L160 122L163 118H164V120H162L161 123L160 122L157 123ZM218 119H219V121H218ZM222 120H224L223 121L224 123L223 124L221 123L222 124L221 125V124H219V122H222ZM225 120H227V121H225ZM130 123H132V122H130ZM111 125H113V126L117 125L118 127H119V125H121V126L118 128L115 126L113 127ZM160 126L162 128H160ZM109 127L111 130L109 129ZM111 127H113V129ZM155 128H156V130H155ZM157 128H158V130H157ZM181 128H182V130L178 131ZM159 129H160V131H159ZM154 131H155V133L152 134V132H154ZM212 132H213V134H212ZM100 134L102 135V133H100ZM142 135H145V136H142ZM234 135H236V134H234ZM30 137H31V139H30ZM36 137L38 140L35 139ZM143 137H144V139H143ZM5 140H7L11 144L7 145L8 142ZM111 140H113V141H111ZM4 141H5V143H4ZM102 141H104V142H102ZM110 141H111V143L114 142V145L117 143V146L115 145V147H114L113 143L111 144ZM28 143L32 147L28 146L29 145ZM110 144L113 147H111ZM21 145L25 146V147H22ZM87 145L90 146L89 148H91V150H89ZM142 145H141L140 149L143 148ZM8 147H10V148H8ZM110 148H112V149L115 148V150H112L109 153ZM7 149H8V153L4 154L3 152H6ZM9 149H10V151H9ZM103 149L105 151L107 150L106 154H105V151ZM122 149H123V151H122ZM115 151H117L118 153H115ZM86 152H89V153L87 154ZM202 152H203V150H202ZM39 153L34 155V157L36 156L37 159L36 158H33L35 160H33L32 158L29 159V162L32 161L34 166H36L42 162L40 159L41 154L38 155ZM90 153H92L95 158L94 157H92L93 159L90 158V156L92 154L87 157V155H89ZM107 153H109V154L107 155ZM23 155L24 154H22V156H20V159L23 158V160H24ZM104 155H106V158ZM195 155H192V157H194ZM201 155H202V153H201ZM230 155H231L230 153H224L223 152V154L218 155V159H220V158L228 159V156H230ZM81 156L83 159L81 158ZM96 156H97V158H96ZM86 157L89 160L86 159ZM98 157H100V158H98ZM124 158H125V156H124ZM20 159H18V160H20ZM79 159L80 160L82 159V160L80 161ZM154 159H155V157H154ZM88 161H90V164L88 163ZM7 162H9V164H11V165L7 164ZM27 162L25 164H27ZM247 163H248L247 165L243 166L244 167V170H243L244 174L248 173V172L256 173L259 169H263V171H264V166H262V165H264V161L255 162L254 164H250V162L248 161ZM5 164H7V166H11L9 168L10 170L8 169V167L6 168ZM14 164L16 166H14ZM29 165L30 164H28V166ZM11 168H14V169H11ZM15 168L18 171H16ZM11 170H12V173H11ZM14 170L16 172H14ZM72 170L75 171L76 169L73 168ZM14 173H15V175H13ZM10 174H12V176ZM17 174H18V176H17ZM74 175H75V177H72ZM76 175H78V176H76ZM107 175H109V177H107ZM14 176L16 178L15 180H14ZM77 177H78V179H77ZM110 177H111V181H110V179L108 180V178H110ZM151 177L152 176L149 175V177H148L149 179L147 178L148 181L150 180ZM72 178H73V180H72ZM117 178H119V177H117ZM74 179H77V180H74ZM154 179L150 180V182L154 181ZM168 179H169V182H168ZM83 180H85L86 182H83ZM113 180H115V178ZM158 180H160L159 181L160 183L158 182ZM18 181H20L21 183ZM69 181H71V182L73 181V182L70 183ZM16 182H17V184H15V185H16V188H18V189L14 190V188H12V187L14 186L13 183H16ZM175 182H176V184H175ZM81 183H82V186H81ZM99 183H101V182H99ZM5 184L8 187H6ZM12 184H13V186H12ZM18 184H21V185H18ZM64 184H65V182H63L62 185L66 186ZM83 185H85V187ZM116 185H118V187ZM156 185L158 187H161V186L162 187L157 188ZM164 185H165L166 189L164 188ZM0 186H1V179H0ZM7 188L9 189V191H7ZM83 188L84 189L86 188V190H83ZM10 189L13 192L10 191ZM78 189H80V191ZM151 190H152V192H151ZM3 191H6L8 193L12 192V194L9 195L6 192H4L5 194L4 193L2 194ZM235 191H236L235 189H232V190H230V193H234ZM16 192H17V194H16ZM23 192L26 193V195H24ZM146 192H148V193H146ZM123 194H124V196H121V197L115 196V195H123ZM13 195L16 197H14ZM139 195H141L140 197L142 199L139 197ZM10 196H13V197H10ZM8 197H9V199H8ZM24 197H26V198H24ZM123 197H125L126 199L123 200L122 199ZM6 198L9 201H7ZM20 198H24V199L18 201ZM29 198H31V199H29ZM10 199H13V201H11ZM65 199H66V201H65ZM120 199H122V200H120ZM1 200H3L5 205L1 204ZM14 200L17 202H15ZM10 201H11V203H9ZM23 201L26 204H28V206L31 207V208L29 207L30 211H29L28 206H26V204ZM35 201H37V202H35ZM63 203H64V206H62ZM68 203H70V204L68 205ZM12 204H13V206H12ZM20 205H22L23 208L19 207ZM18 207H19V209H18ZM15 208H16V210H15ZM27 208H28V210H27ZM20 210H22V211H20ZM18 211H20V212H18ZM58 211H60L59 213H62V215L61 214L59 215ZM21 212L23 214H21ZM26 212H27V214H26ZM52 212L54 213V215ZM63 213H64V215H66V217L63 215ZM26 215H27V217H26ZM22 216H24V217H22ZM37 216H38V219H37ZM39 216H41L40 217L41 219H39ZM53 217L56 218V220L58 222ZM41 220H46L47 223H49V224H47L45 221L41 222ZM55 221L57 223H55ZM40 222H41V224H40ZM58 223L61 225L64 224V226L62 225V227H61V225H59ZM47 225H48V228L47 227L44 228V226H47ZM41 226H43V227H41ZM58 227H61L63 232ZM52 229H54V230H52ZM57 229L60 231H58ZM61 233H63V234H61ZM53 234H54V237H53ZM59 234L63 235L61 237V239L58 238ZM201 247H204V249H201ZM152 252H154V254ZM155 254L157 255L156 258H154ZM217 256H218V258H217Z\"/></svg>","mask_w":264,"mask_h":264}]
</instances>
